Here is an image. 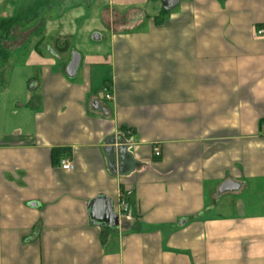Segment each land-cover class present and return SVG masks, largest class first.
I'll return each instance as SVG.
<instances>
[{
    "label": "crops",
    "instance_id": "crops-1",
    "mask_svg": "<svg viewBox=\"0 0 264 264\" xmlns=\"http://www.w3.org/2000/svg\"><path fill=\"white\" fill-rule=\"evenodd\" d=\"M149 1L94 0L106 24L140 15L68 79L47 44L81 7L22 19L0 0V264H264V0ZM96 200L117 227L91 219Z\"/></svg>",
    "mask_w": 264,
    "mask_h": 264
},
{
    "label": "rangeland",
    "instance_id": "rangeland-1",
    "mask_svg": "<svg viewBox=\"0 0 264 264\" xmlns=\"http://www.w3.org/2000/svg\"><path fill=\"white\" fill-rule=\"evenodd\" d=\"M150 5L157 6L161 10V3L156 0L149 1ZM53 5V11L54 13L61 15L65 10H69L72 8V6L79 5L81 9L74 10V13L79 14L77 19L74 20L73 23V36L68 37L66 35L59 36L58 40H52L48 46L52 48V50L59 56L50 55L51 57L56 58L59 57V59L56 60L58 64L63 66L64 59L69 61L70 53L71 52H77L81 55V57H84L86 54L91 53H98V54H106L109 51V27L110 22L114 23L115 25L112 27V29L115 31H118L120 29H124L128 26L127 22H122L121 18H132L134 17V14H139L136 11H111L108 12L106 22H104L105 19H103V11H102V4L99 5V3H94V0H21V2L18 4L16 8V15L17 13L21 12L22 19L26 18H32L36 17L35 14H37L38 17H45L47 13H49V9ZM150 15H153L155 12H149ZM45 15V16H44ZM132 16V17H131ZM48 17V16H46ZM25 20L21 21V24H24ZM60 23V22H59ZM59 29L57 33L60 31L63 32V30H66V23L62 24L60 23ZM108 25V26H107ZM5 31L7 32L6 35L13 37V45H17L19 43V40H17V36L19 34H22V31L25 30V28H17L13 25L7 26L5 28ZM57 29V23H54L52 28L48 24L45 28L43 27L41 29V32L38 33L43 36L42 38H46V34H50L51 30L52 32H55ZM34 28L27 27V30L23 32V35H29L31 31H33ZM67 31V30H66ZM68 32V31H67ZM94 35H98L97 40H93L92 37ZM15 38V39H14ZM40 38H37L36 41H32V45H36ZM45 44V43H44ZM46 45V46H47ZM67 45V46H66ZM15 55V54H14ZM64 56V59H63ZM79 71L78 74L80 75L81 69H82V62L79 63ZM60 66V67H61ZM65 74V73H64ZM109 75V73L107 74ZM7 78H4L6 82H10V85L13 86L14 84L20 83V78L22 77V73L20 71H13L9 70L6 74ZM66 76V75H65ZM10 77V79H9ZM2 79H0V82H2ZM69 79V78H68ZM74 79V78H71ZM99 80L95 78V80L92 83L93 91L91 92L92 97H96L99 101L104 100V92L103 88L99 85ZM1 86V83H0Z\"/></svg>",
    "mask_w": 264,
    "mask_h": 264
},
{
    "label": "water",
    "instance_id": "water-1",
    "mask_svg": "<svg viewBox=\"0 0 264 264\" xmlns=\"http://www.w3.org/2000/svg\"><path fill=\"white\" fill-rule=\"evenodd\" d=\"M161 3L162 9L166 12L173 10L179 3V0H156ZM93 40L98 39V35L92 37ZM81 61L80 54L77 52L70 53V60L65 68V75L67 78H74L77 74L79 63ZM96 108V105H94ZM238 189V186L232 182H226L218 188V193L233 192ZM91 219L104 223L109 227H117L118 218L112 214L109 202L106 200H96L91 207Z\"/></svg>",
    "mask_w": 264,
    "mask_h": 264
},
{
    "label": "built area",
    "instance_id": "built-area-1",
    "mask_svg": "<svg viewBox=\"0 0 264 264\" xmlns=\"http://www.w3.org/2000/svg\"><path fill=\"white\" fill-rule=\"evenodd\" d=\"M257 33H258V35H261L262 34V30L258 31ZM109 98H110L109 95H104V99L109 100ZM261 129H262V132H264V124H262V128ZM155 156H157V157L159 156V153H158L157 150L155 152ZM60 166H61V169L63 171L70 172V171L73 170L72 163L69 160H67V159H62V161L60 162ZM121 205H122V211L125 212L126 211V207H124L123 204H121Z\"/></svg>",
    "mask_w": 264,
    "mask_h": 264
},
{
    "label": "trees",
    "instance_id": "trees-1",
    "mask_svg": "<svg viewBox=\"0 0 264 264\" xmlns=\"http://www.w3.org/2000/svg\"><path fill=\"white\" fill-rule=\"evenodd\" d=\"M168 13H169V12H166V11H164V10L161 11V14H162V15H167ZM157 19H158V18H157ZM66 46H67V45H66Z\"/></svg>",
    "mask_w": 264,
    "mask_h": 264
}]
</instances>
